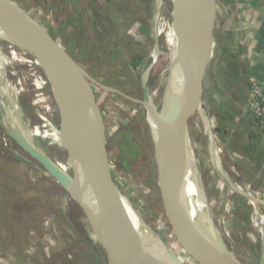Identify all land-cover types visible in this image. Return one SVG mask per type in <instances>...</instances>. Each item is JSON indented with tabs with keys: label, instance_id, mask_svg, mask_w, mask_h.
<instances>
[{
	"label": "rangeland",
	"instance_id": "1",
	"mask_svg": "<svg viewBox=\"0 0 264 264\" xmlns=\"http://www.w3.org/2000/svg\"><path fill=\"white\" fill-rule=\"evenodd\" d=\"M10 2L15 3L25 21L29 17L57 39L92 80L87 81L90 101L88 97L83 98L82 115L86 118L87 129L92 133L95 148L128 203L153 227L174 263L203 264L198 255L186 250L174 230L157 160L158 142L147 120L150 116L158 125L155 116L160 104L165 106L163 87L156 90L154 81L167 63L166 55L157 58L143 82V74L156 45V0ZM27 20L30 24V20ZM3 44L6 53L12 45L9 42ZM31 46L32 53L27 51L20 54L24 59L34 57L40 68L18 62L13 67L8 66L7 73L10 81H21L26 93L24 102L27 113L23 115H29L31 124L37 125L39 120L35 118L34 111L42 109L32 104V99L36 97L33 79L36 76L50 80V75L36 54L33 42ZM50 61L53 65V61ZM210 89L209 85L202 83L210 129L225 153L214 117L215 106ZM45 93L53 109L49 116L57 120L59 112L55 95L48 88H45ZM88 104L92 106L94 122H91L92 114L86 110ZM187 123L194 144L199 184L205 203L210 206L214 224L220 230L225 246L238 262L253 264L260 256L259 242L256 237V241H252L251 233L254 232L248 231L249 228L256 229L264 237V201L239 192L259 201V205L231 190L209 162L199 116L191 117L188 114ZM16 139L7 126L6 117L0 115V262L105 264L85 209L66 187L45 173V169ZM164 141V148L168 150V136ZM232 163L240 173L236 163ZM126 217L121 218L117 208L108 217L109 225L116 228V232L121 219L126 221V232L120 245L125 244L127 249L122 246L124 250L137 260L149 261L152 253L159 261L156 248L145 237L142 241ZM126 237L135 240L149 254V258L136 253Z\"/></svg>",
	"mask_w": 264,
	"mask_h": 264
},
{
	"label": "bare ground",
	"instance_id": "2",
	"mask_svg": "<svg viewBox=\"0 0 264 264\" xmlns=\"http://www.w3.org/2000/svg\"><path fill=\"white\" fill-rule=\"evenodd\" d=\"M0 4L19 18L21 27L20 32L13 33L0 23V115L6 117L8 128L14 132L18 140L50 161L62 174L70 178L73 177L71 156L76 157V168L81 174L77 177L80 197L84 203L90 202L96 207L103 218L101 229L93 223L91 225L105 264H176L171 260L168 249L153 227L135 212L110 174L106 163L95 148L91 131L86 127L82 107L79 108L78 113L74 111L64 65L52 54L44 38L45 32L31 20L30 24L27 18L25 21L10 0H0ZM191 22L192 0H156L154 14L156 45L152 50L146 73L143 74V82L147 79L157 58L160 55H166L167 63L160 69L154 81L156 90L163 87L162 95L165 98V106L160 104L158 115L155 116L158 125L150 116L147 117V120L150 123L152 134L158 142L157 155L160 165L162 170L167 173L169 152L164 148V140L166 136H168V141L170 140L172 122L175 117L182 114V118L179 119L173 132L178 138V152L175 185L171 186L174 179L173 173L167 180L170 192L174 198L179 200L192 230L208 253L221 264H240L225 246L217 225L208 223L205 209L207 203H205L203 190L199 184L198 168L193 153L194 144L191 141L187 123L188 114L191 117L199 116L202 134L206 140L209 162L219 176L230 185L231 190L238 193L244 192L263 201L264 192L253 188L232 167L223 147L210 129L203 90L199 92L196 108L184 116L195 99V74L198 66L203 63L202 54L198 53L196 62L191 64L188 44ZM3 42H9L13 46L8 47L6 53ZM31 42H33L34 50L40 61L50 69L52 75L50 81L41 70L47 81L36 76L33 79L36 97L32 99V104L33 106L39 105L42 109L34 111L35 118L39 120L37 125L31 124L29 115H23L27 113V110L24 102L26 93L21 81L15 83L10 81L7 73L8 66L13 67L18 62L40 68L34 57L24 59L22 56L27 51L32 53ZM41 55L45 57L46 61L42 60ZM51 58L61 68L60 72L67 82V95L58 82L55 68L50 61ZM12 72L15 71L12 70ZM45 88L55 95L59 112L57 120H52L49 116L53 113V109L48 101ZM166 89L167 96H165ZM186 142L189 143V147ZM44 171L50 175L49 172ZM54 180L60 183L55 178ZM114 208H117L121 218L127 215L126 219L138 231L142 241L145 240L143 238L145 237L156 248L159 261L150 252L148 261L147 259L137 260L124 250L123 247L126 248V246L122 244V247L120 240H123L126 232V221L121 219L117 232L116 228L111 227L108 222V217ZM88 214L90 216V213Z\"/></svg>",
	"mask_w": 264,
	"mask_h": 264
},
{
	"label": "crops",
	"instance_id": "3",
	"mask_svg": "<svg viewBox=\"0 0 264 264\" xmlns=\"http://www.w3.org/2000/svg\"><path fill=\"white\" fill-rule=\"evenodd\" d=\"M213 1L217 8L211 43V29L206 26L197 48V53H202L203 63L205 61L202 83L211 88L219 137L232 167L236 170L234 161L241 174L236 172L253 188L264 192V130L251 118L248 109L251 83L261 81L264 86V0ZM43 31L47 33L44 28ZM42 60L46 61L45 57L42 56ZM51 60L58 82L67 95L61 68ZM44 66L52 77L50 69ZM83 92V98L88 97L87 90ZM86 110L92 114L91 122H94L91 104ZM250 231L254 232L250 237L252 241L257 238L259 242L260 256L252 260L253 264H264V237L256 229L249 228Z\"/></svg>",
	"mask_w": 264,
	"mask_h": 264
},
{
	"label": "water",
	"instance_id": "4",
	"mask_svg": "<svg viewBox=\"0 0 264 264\" xmlns=\"http://www.w3.org/2000/svg\"><path fill=\"white\" fill-rule=\"evenodd\" d=\"M15 4V3H14ZM216 3L213 0H195L193 5V19L189 28L188 32V44H189V57L191 58V64L193 65L197 57L199 56L197 53V48L200 46L203 29L204 27H210V36L209 41L211 43L212 39V28L214 27V21L216 16ZM29 20H31L29 17H27ZM32 21V20H31ZM34 23H37L35 21H32ZM0 23L6 26L11 32H20V20L18 17L14 16L12 12H10L7 8H5L2 4H0ZM40 26V25H39ZM24 35V34H22ZM25 37V36H24ZM26 38V37H25ZM44 38L50 47V50L52 54L60 60V62L64 65L65 68V76L68 82L70 95L72 98V104L74 107V111L78 113L79 108L82 106L83 102V94L84 89L87 90L88 93V99L90 101V95L89 90L87 88V81H92L90 77H87L86 73L78 66V64L75 62L73 57L66 51V49L61 45V43L50 36V34L47 32L44 33ZM205 63V61H204ZM204 63H201V65L198 66L195 74V85H196V96L193 100L191 106L189 109L184 113V116L188 113H190L193 109L197 106V101L199 98V92L202 90V72L204 68ZM192 69V68H190ZM192 74V72H190ZM86 78V79H85ZM95 83V82H94ZM108 89V88H105ZM113 90V89H109ZM165 96H167V89ZM92 107V106H91ZM182 118V114H180L178 117H175V119L172 122L171 125V133H170V140L168 141V171L167 173L162 171V167L159 162V157L157 155L159 170L162 175L163 180V189L166 201L168 203V210H169V216L172 220L174 230L178 234V237L183 242L186 250H189L190 252H194V254L198 255V257L201 259L203 264H221L219 263L214 257H212L208 251L203 247L202 243L199 241V238L197 237L196 233L192 230L186 215L184 213L183 208L180 205V202L178 199L174 198L172 196V193L170 192V186H168L167 180L170 177V174H174V179L172 181L171 186L175 185V179H176V169H177V152H178V138L175 136L174 129L176 127V124L179 122V119ZM83 131V128H81ZM21 144V146L24 148V150L33 158L35 159L49 174L55 178L56 180L60 181V183L66 187L72 196L75 198V200L82 205V207L85 209L90 221L99 229H101V223H102V216L99 214V211L96 207H94L90 202H85L81 199L79 194V189L77 188V177L78 175H81L78 173L77 170V161L75 156H71L72 160V168H73V177L70 178L64 174H62L50 161L43 158L40 154H38L33 149L26 146L23 142L18 140ZM95 142V140H94ZM188 142V141H187ZM186 142V143H187ZM188 147H189V143ZM190 149V148H189ZM207 212V218L208 223L215 225L214 221L212 219L211 210L209 207V204L205 207ZM90 213V216L89 214ZM117 226V224H116ZM117 229L119 230L118 226ZM127 241L130 242V245L132 249L146 257L149 258V254L142 249V247L133 239H130L128 237Z\"/></svg>",
	"mask_w": 264,
	"mask_h": 264
},
{
	"label": "built area",
	"instance_id": "5",
	"mask_svg": "<svg viewBox=\"0 0 264 264\" xmlns=\"http://www.w3.org/2000/svg\"><path fill=\"white\" fill-rule=\"evenodd\" d=\"M248 109L251 118L264 130V86L263 82L251 83Z\"/></svg>",
	"mask_w": 264,
	"mask_h": 264
}]
</instances>
